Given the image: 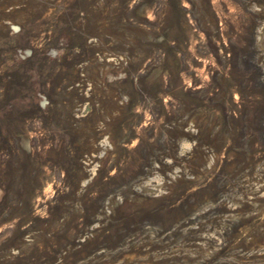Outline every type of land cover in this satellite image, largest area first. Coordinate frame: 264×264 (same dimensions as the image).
I'll list each match as a JSON object with an SVG mask.
<instances>
[{
    "label": "rangeland",
    "instance_id": "1",
    "mask_svg": "<svg viewBox=\"0 0 264 264\" xmlns=\"http://www.w3.org/2000/svg\"><path fill=\"white\" fill-rule=\"evenodd\" d=\"M0 264H264V0H0Z\"/></svg>",
    "mask_w": 264,
    "mask_h": 264
},
{
    "label": "bare ground",
    "instance_id": "2",
    "mask_svg": "<svg viewBox=\"0 0 264 264\" xmlns=\"http://www.w3.org/2000/svg\"><path fill=\"white\" fill-rule=\"evenodd\" d=\"M213 2L215 1V0H212ZM182 7H184V8H188V4H186L185 2H183L182 3Z\"/></svg>",
    "mask_w": 264,
    "mask_h": 264
}]
</instances>
